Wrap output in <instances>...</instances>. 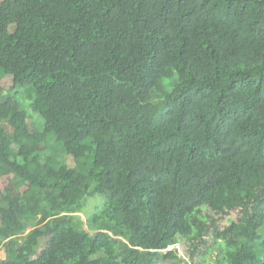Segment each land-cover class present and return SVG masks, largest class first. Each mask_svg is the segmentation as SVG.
I'll return each instance as SVG.
<instances>
[{"label":"trees","instance_id":"16d2710c","mask_svg":"<svg viewBox=\"0 0 264 264\" xmlns=\"http://www.w3.org/2000/svg\"><path fill=\"white\" fill-rule=\"evenodd\" d=\"M6 76L0 264H264V0H2Z\"/></svg>","mask_w":264,"mask_h":264},{"label":"rangeland","instance_id":"374dc122","mask_svg":"<svg viewBox=\"0 0 264 264\" xmlns=\"http://www.w3.org/2000/svg\"><path fill=\"white\" fill-rule=\"evenodd\" d=\"M0 1H2V0H0ZM12 86H13V78H12V76H6V77L2 78L0 80V96L4 93L5 90H9ZM3 95H6V92ZM10 95L24 104V107L28 111L29 115H31L32 118L36 119V120L35 119H33V120H35V121H39L40 120V122L43 123V121H44L43 118L39 117V115L34 113L33 108L31 107V104H30V100L27 99V97H25L23 93H21V92L20 93H10ZM1 98L2 97H0V99ZM28 121L30 123L31 131H35L36 130L35 123H32L31 119H29ZM0 125L4 126L7 129V131L10 134H12V129H11V127L9 125H7L6 123H0ZM66 158H67L68 165L70 167H73L75 165L74 158L72 156H67ZM9 179H10V176L9 177H3L0 180V190H4L5 186H7L8 183H9ZM90 203L93 204V203H95V201L93 199H91ZM81 216H82L83 219H85V214L84 213L81 214ZM234 218H235L234 216L227 217L223 221V224H229L230 221L233 220ZM36 224H37L36 221H26V226L28 228L27 232L29 230L33 229L36 226ZM263 231H264V228H263ZM209 242H211V240H209ZM173 248H176L179 258H181V259H183L185 261H189L192 264H198L199 260L201 259L202 255H203V252L206 249V246L205 245H200L196 249V253L193 256V259L191 258L192 257L191 252H192L193 248L189 244L184 242L183 240H181L177 245L169 247V249H173ZM0 257L1 258L5 257L4 248H0ZM173 263H174V261H172V260H166V261H160L157 264H173Z\"/></svg>","mask_w":264,"mask_h":264}]
</instances>
